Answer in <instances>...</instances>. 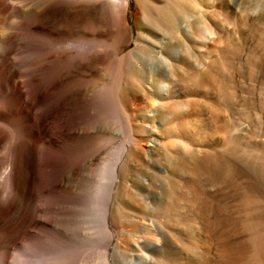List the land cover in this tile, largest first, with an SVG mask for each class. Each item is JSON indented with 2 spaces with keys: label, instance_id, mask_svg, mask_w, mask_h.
Listing matches in <instances>:
<instances>
[{
  "label": "bare ground",
  "instance_id": "bare-ground-1",
  "mask_svg": "<svg viewBox=\"0 0 264 264\" xmlns=\"http://www.w3.org/2000/svg\"><path fill=\"white\" fill-rule=\"evenodd\" d=\"M129 2L43 0L33 11L32 21L21 24L4 40L0 53V264H85L91 251L96 253L94 264H119L125 253H146L147 245L161 247L151 264H218L217 251L225 253L213 236L216 206L212 191L216 180L225 183L226 179L220 176L223 171L219 166H212L219 171L214 176L200 172L198 164L205 158L214 165L219 160L222 168H229V159L214 152L217 147L226 155L236 152L243 158L240 151L245 152L253 121L251 126L246 123V92L236 94L231 79L219 82L209 69L206 82H201L199 62L195 61L200 57L202 63L215 65L207 61L219 47L211 31V27L222 25L217 22L218 13L216 19L218 8L231 22L237 20L234 29L254 32L263 28L255 22L260 24L257 15H264V0H134L139 33L136 47L121 55L120 49L132 36L127 19ZM8 11L14 9L0 2V13ZM242 17L250 21H242ZM78 22L83 30L74 28ZM176 49L181 52L179 59L172 57ZM163 60L166 68H148L152 61ZM201 89L222 90L223 94L211 104L210 97L201 102ZM113 109L122 117L119 121H124L127 144L102 166L103 177L88 184L89 177L84 184L83 173L97 162L95 145L102 141L97 133L99 122L113 117ZM140 111L147 114L138 124ZM87 124L94 132L84 127ZM153 131L162 144L152 153L159 155L157 164L168 165L158 169L167 175L157 170L149 173L151 180H158L153 189L159 191V198L152 207L146 204L145 195L132 208L129 196L126 203L121 201V184L137 180L128 167L133 163L143 166L138 155L147 152V143L150 148ZM206 149L212 151L200 156ZM259 158L263 162L264 157ZM240 193L239 204L243 209L250 207L245 193ZM76 214L89 233L76 236L75 228L76 235L61 238L62 231L54 229L52 221L65 218L66 222ZM136 218L141 222L142 247L131 239ZM246 218L241 221L245 233L251 229ZM111 228H117L121 236L110 255ZM252 238L256 244L257 233Z\"/></svg>",
  "mask_w": 264,
  "mask_h": 264
},
{
  "label": "rangeland",
  "instance_id": "rangeland-1",
  "mask_svg": "<svg viewBox=\"0 0 264 264\" xmlns=\"http://www.w3.org/2000/svg\"><path fill=\"white\" fill-rule=\"evenodd\" d=\"M0 2H5L11 8L14 9L13 12L12 11H8L9 13L6 12V13H4V15H3V13H0V17H1L0 18V20H1L0 21V29L2 28L0 30V36H1L0 37V42H2V43H0V53H1L2 50H3V47H4V40L8 37L7 35H12V33H15L14 31H16L20 27L21 24L29 23L30 20L32 21L33 11L36 10L39 5H41L43 0H0ZM218 10H219V8H218ZM218 10H216V15L218 13L219 16H221V17L218 18V15H217L216 19L218 18V20H217V22H219L218 24H222V25H218L217 27L216 26L211 27V31L213 33L214 40L216 42H218V46L219 47L213 53L212 58L207 61V62H214L215 65L204 64V63H202L204 61L200 60L201 59L200 57H199L200 59L197 58L198 60H200V61H198L196 59V61H195V62H199L198 63V65H199L198 66V72H200L199 73V75H200L199 77H201V79L200 78L199 79H200L201 82H206V80H207V78H206L207 77V70L209 69V70H212L215 73L214 74V75H216L215 78L219 82L220 81H222V82L224 81V83H225L227 80L231 79L233 81V83H234L235 92L238 90L236 92V94H240L241 91L246 92L247 102H248V105L246 106L248 110L246 109L247 113H245V115L247 116L246 117V123L250 122V123H248L250 125L251 122L253 121L252 124H251V125H253V127H250L249 131L247 133V136H250L251 138L250 137H246V139L248 141L246 140V142H245V148L246 149L249 148L248 152L246 151L245 148H244L245 149L244 151L246 152V154H245V152H243V154H242L241 151H240V154L242 155L243 158L239 157V155H238L239 153H236V152H234L232 155L230 154V156L226 155L224 153L223 149H221L220 147H217V148L214 149L215 150L214 152L216 154L220 155V156H223L227 160L229 159L228 160L229 168H227L225 166L223 168H227V169L223 170V168H222L223 164H222V162L220 163L219 160H217L218 164L216 163V165H214L212 162H210V160H208V162H207V160H205V158H203L204 161H201L198 164V170L200 172H202V173L213 174L214 176H216V174H219L218 170H221V172L223 171L222 172L223 175H220V176H223V177L225 176V178H223V179H226V182H229V186H228L229 188H227L226 187V182L224 183V181H222L221 179H219L218 181L216 180V184H215L214 190L212 191V192L215 193V206H216L215 212L217 213V214L215 213V220H214L215 222H214V225H213V231L215 230L213 233L215 235L213 234V236H214V239L218 238V239H216V241L219 242L218 243L219 246H223L224 249H225V253L217 251L218 264H228V263L229 264H241V263L250 264L251 261H252L251 262L252 264H263L262 261L264 262V248H263L264 247V159H263V162H262V159H260L259 157H261V158L264 157V152H262V151H264V136H262V134L264 132V126H263L264 125L263 124L264 123V118H263L264 117V102H263V100H264V86H263L264 85L263 84V82H264V46H263L264 43H262V42H264L263 41V39H264V15H261V16L259 15V17L257 15L256 20H259L260 24H259L258 21H256V22L254 21L255 18L252 19L253 22H255L256 24H258L261 27H263L262 29H260L259 31H254L255 33L254 32H250V31L249 32L248 31H240L239 32V30H237L236 28L234 29V26H235L237 20H235L236 22L233 21V20L231 22V20H229L230 18L226 17V14L223 12V9L219 10L221 13ZM20 11H21L22 15L19 13ZM135 11H136V7H135L134 0H130L129 6H128V11H127V19H128V24H130L129 26L131 27V33H132L131 35L132 36L129 39L130 41L128 40V42H126L122 46V48L120 49V54L121 55H126L127 53H129L131 50H133L136 47L135 41H136L139 33H138L137 28H136L135 23H134L135 22V20H134ZM222 12L225 15H223ZM60 15L61 14H59L58 17ZM4 17H6V18H4ZM246 18L247 17H242L241 20L242 21L243 20L244 21H247V20L250 21L249 18H247V19ZM241 20H239V21H241ZM1 23H3V24H1ZM75 24H73V25H75L74 28H76V27L78 28L77 31L84 29L82 23L80 24L78 22V23H75ZM78 24H80V26L82 25L81 27L83 29L80 28ZM8 26H9V28H8ZM181 26H182V29L185 32L188 31L187 30L188 28H187L185 23H182ZM229 26H230V28L228 29ZM217 28H219V29H217ZM6 29H7V31H6ZM232 29H234L235 31L232 30ZM11 31H12V33H10ZM4 34H5V36H4ZM3 37H5V38H3ZM258 43H260V44H258ZM225 51L227 53L224 54ZM180 54H181L180 50L176 49V50H174V52L172 54L173 55L172 57H174L175 59H179ZM222 54H224V55H222ZM246 62H248L247 64H249V63L250 64L247 65ZM254 62H255V66L256 67L254 65H252ZM160 63H157V61H152L151 63L148 64V68L149 69H156L157 67H160L161 65L164 68L167 67V62L166 61L163 60ZM233 64L237 65V67L235 65H233ZM246 66H247V68H246ZM249 68H250V70H249ZM248 70H249V72H247ZM242 71H243V73H242ZM204 74H205V76H204ZM247 74H248V76H247ZM260 76H263V77L259 78ZM204 77H205L206 80L204 79ZM258 83H260V84H258ZM257 84H258L259 87L257 86ZM223 89H224V91H226L225 88H223ZM261 89L263 90V92H262ZM258 90H261L262 94ZM222 94H223L222 90L221 91H217V90H215V91L214 90H211V91H207L206 90V91H204L203 89H201L200 97H202V98H200L201 99L200 101L201 102L202 101L205 102L206 100H203V99H207L208 100V98L210 97L208 101L211 104V102L214 99H216L217 96L220 97V95H222ZM260 94L262 95V96H260L262 99L259 98V96H258ZM249 98H251V100H249ZM250 103H252V104H250ZM255 103H256V105H255ZM262 104H263V107L261 106ZM260 107L262 108L261 110H259ZM262 110H263V112H261ZM112 112H115L114 114L112 113L113 117L110 116L107 119L102 118L103 120H101L99 122V128H98L99 130H98L97 133H98L99 137L101 138V139L100 138L99 139L103 141V144H101L102 141L101 142L98 141L97 144H98L99 147L97 145H95V147L98 148V149L96 148V157H95V159L97 160L98 163L95 162V160H94V162H92L93 165L92 164L90 166L88 165L89 167H87V169L83 173L84 178L86 177L85 178L86 181H84V184L88 183L90 178H91L90 181H89L90 183H88V184H92L93 181L96 182L98 179L103 177V173L100 172V171H102V166H104L105 163L107 161H109V159L112 160L114 157H116L117 153L120 151V149H122L127 144V134H126V131L123 130V129H125L124 128V121L123 122L119 121V120H122V117L120 115H118L119 113L116 110L113 109ZM251 113H254L253 116H252ZM139 114H141V115H139ZM145 114H147V112L146 113H142L140 111V113H137V115H136V117H137L136 118V123L139 124L140 121H141L142 116H145ZM115 115H116L117 118L115 117ZM254 115L256 116L255 117L256 119L254 118ZM114 117H115V120H114ZM234 117H236V116H234ZM111 120H113V122H111ZM254 121H256V123ZM107 122H109V124ZM260 123H262V124H260ZM259 125H261V126H259ZM84 127L89 129V127H91V125L87 124V125H84ZM156 127H158V129L160 128L159 125H156ZM257 128L260 129V131L257 130ZM100 130H102V131L99 134ZM88 131L89 132H94V130L92 128L89 129ZM257 131H258V134L261 131H263V132H261V134L258 135ZM152 133L154 134V139H151V141L149 143V145H151L150 148L148 149V143H147V152L146 153H140V155H138V157L140 158V161L142 162L143 166L140 167V166H137L136 163H133V164H131L128 167V170L134 174V176H135L134 178H136L137 180H134V182H132V184H131V182H128V184H127L126 181L123 184H121L122 185V187L120 189L121 201L126 203V199H127L126 197L129 196L130 197L129 204H130V206L132 208H135V203L138 202L145 195H146L147 199H148V197H147L148 195L150 197L152 196L148 200L147 199L145 200L146 204L149 205V206H152V207L154 205H151V204L153 202L156 203L155 202V201H157L156 199L159 198V191L158 190L156 191L155 189H153L154 186H156L155 183H157V185H158V180L157 181L151 180L150 177H149L150 176L149 173H151L152 171H156L157 170L156 172L158 174L160 173L163 176L167 175V173H164V172H167V171H163V172H159L158 171V169H160V170L161 169H167L168 165L167 164H159V163L157 164L156 163V161H155L156 157L158 158L159 155H157V156L153 155L152 151L153 150L157 151L160 148V146L162 144V141H161V139L157 138V136L155 134V131H153ZM260 136H262V137H260ZM252 137H253V139H252ZM261 138H262V140L259 141ZM125 140H126V142H125ZM252 140H253V143H252ZM104 141L107 142V144ZM247 142L248 143H252V145L249 144L251 147L254 145V147H252L254 150L251 147H249ZM257 142H259V143H257ZM257 145H258V147H257ZM258 149H259V151H258ZM208 150L209 149L204 150L205 152L201 151L200 156L205 157L204 155H207ZM209 151L211 152L212 150H209ZM157 153L159 154L160 152H157ZM251 153H254V154H251ZM256 154H258V155H256ZM259 154H261V156H259ZM99 155H101L100 158H98ZM249 156H250V158H249ZM258 158H259V160H258ZM100 160L104 161V162H101ZM246 160L251 161V162H248ZM95 164H96V166H95ZM256 164H257V166H256ZM212 166L216 167V168L219 166L217 168L218 170H215ZM148 167H150V168L148 169ZM210 167H212L213 170ZM255 168H256V170L258 169V171L255 172ZM98 170H99L100 173L98 172ZM208 170H211V171H208ZM214 171L215 172L218 171V172L214 173ZM253 171H254V173H253ZM258 172H259V174H258ZM88 174H89V176H88ZM217 176H219V175H217ZM235 183L236 184L238 183L237 185L240 186L239 187L240 190L239 189L235 190V187L236 188L238 187ZM247 186L249 187L250 190L246 189V188H248ZM211 188H212L211 186H207V189L211 190ZM251 189H252V191H251ZM248 190L251 191V192H249ZM240 191H241V193L242 192L245 193L246 198L249 200V203H250V204L249 203L248 204H249V206L251 208L248 207V205H247L243 209V207L239 204L238 197H239ZM248 193H249V195H248ZM257 194H258V197H257ZM228 196H230V197H228ZM253 196H256L257 198L255 197V199H254ZM218 207L219 208L221 207L222 210H221V208L219 209ZM224 207H225V209H224ZM237 208L239 210H242V209L243 210L239 211ZM236 209H237V211H235ZM252 209H254V210H252ZM258 210H259V212H258ZM250 211H253V213L249 214ZM248 214L250 216L251 215L252 216L251 217L249 216V218H248ZM244 215L247 216L245 221H247V219H248L247 222L249 223V226L251 228L249 230V232L251 234L249 232H247L248 230L246 231L247 233H245V228L241 225L242 219L245 218ZM73 216H74L73 219H72V216L69 217V218H66V222H65V218L64 219H56V221L58 220V222L52 221L53 228L55 227L54 229H56L57 231L58 230H60V232L62 231L61 232L62 233L61 236L62 235L63 236L62 237L60 236L61 238L72 236L73 233H74V235H76L77 231H78V233H77L76 236H78V234L79 235L80 234L85 235L88 232L85 229L84 226H81L78 223V219H79L78 215L76 214V215H73ZM242 216H243V218H242ZM239 218H241V219H239ZM254 218H257V219H254ZM70 219H71V223L69 221ZM216 219H217V221H216ZM250 219L252 221L254 220L253 222L255 224L250 222ZM59 220H60V222L63 220L64 223L62 224L63 221L60 223ZM259 220H260V222H258ZM136 221H137V224H136L135 231H134L133 236L131 237V239L136 241L137 244L140 247H142V246H144L145 242H144V239L142 238V235L140 234L141 225L139 223H141V222H140L139 218H136ZM256 221H257V224H256ZM68 224H69L70 227L68 226ZM77 224H78V226H77ZM158 224H160V223H158ZM58 225H60V226H58ZM73 225H74V227H73ZM257 225L259 226L260 229L259 228L257 229V227H258ZM64 226H65L66 229L64 228V231H63V229L61 230L60 228H62ZM75 228L78 229V230L75 231L74 230ZM241 228H242V230H241ZM68 229L69 230L71 229L70 230L71 233L69 232ZM253 230H255V231H253ZM258 231L260 233H263V235L260 234ZM254 233H257V237H259L257 239L256 244H255V242H254V240L252 238V235ZM245 234H247V235H245ZM110 235L112 236V240H111L110 246L108 248V254L111 255V253L113 251V248H114L115 244L117 243L118 238L121 235H120V232H119V230L117 228H115V229L111 228L110 229ZM247 236H248V238H247ZM225 237H226L227 241L224 239ZM260 246H263V247H261V249H260ZM254 247H255V249H254ZM160 248L161 247H159V249ZM144 249L146 250V251H144L146 253H142L141 256L138 253H130L129 252L131 255H129V253H125L126 254V256H125L126 258H124V259L119 258V264H151L152 257H154V255L156 253H158V251H157V250H159L158 246L156 247V246H153V245H147ZM231 249H232V251H231ZM261 250H262V252H261ZM169 251H171V247L168 248V252ZM254 251H256V253ZM214 253H216V250L214 251ZM221 253L225 254V255H222ZM235 254H236V256L238 258L235 256ZM249 254H251V255L248 258L247 256H249ZM168 255H169V253H168ZM170 256H171V254H170ZM226 256L229 258V260H228V258ZM236 259H238V260H236ZM255 259L256 260L259 259V262H257ZM95 261H96V253H93L91 251V253L87 254V256H86L85 264H94ZM233 261H234V263H233ZM111 264H113L112 261H111Z\"/></svg>",
  "mask_w": 264,
  "mask_h": 264
}]
</instances>
